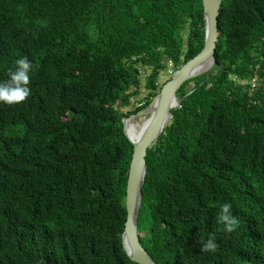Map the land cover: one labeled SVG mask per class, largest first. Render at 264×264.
Masks as SVG:
<instances>
[{
	"label": "trees",
	"instance_id": "1",
	"mask_svg": "<svg viewBox=\"0 0 264 264\" xmlns=\"http://www.w3.org/2000/svg\"><path fill=\"white\" fill-rule=\"evenodd\" d=\"M218 20V65L182 85L146 157L138 233L158 264H264V0H223ZM204 40L202 0H0V82L33 65L30 97L0 103V264H137L123 119Z\"/></svg>",
	"mask_w": 264,
	"mask_h": 264
},
{
	"label": "water",
	"instance_id": "2",
	"mask_svg": "<svg viewBox=\"0 0 264 264\" xmlns=\"http://www.w3.org/2000/svg\"><path fill=\"white\" fill-rule=\"evenodd\" d=\"M205 17V40L202 50L187 63L175 70L165 82L160 92L146 109L123 119L124 133L133 144V154L126 186V222L122 233V244L127 256L137 264H158L143 247L138 233V217L142 202V189L147 173L148 149L162 135L170 124L172 110L180 105L177 92L188 80L204 74L206 65H218L215 56L220 37L219 15L223 0H202ZM134 117H147L139 126L138 136L131 139L127 133V124Z\"/></svg>",
	"mask_w": 264,
	"mask_h": 264
},
{
	"label": "clouds",
	"instance_id": "3",
	"mask_svg": "<svg viewBox=\"0 0 264 264\" xmlns=\"http://www.w3.org/2000/svg\"><path fill=\"white\" fill-rule=\"evenodd\" d=\"M33 65L27 57L16 61L15 68L8 72V80L0 82V103L8 106H16L24 103L31 95L30 73ZM232 204L225 202L219 206L217 223L222 225V231L226 234L234 232L239 226V221L233 215ZM200 243V251L203 253H215L218 244L215 233H210L207 241L203 239Z\"/></svg>",
	"mask_w": 264,
	"mask_h": 264
},
{
	"label": "rangeland",
	"instance_id": "4",
	"mask_svg": "<svg viewBox=\"0 0 264 264\" xmlns=\"http://www.w3.org/2000/svg\"><path fill=\"white\" fill-rule=\"evenodd\" d=\"M172 73H173V69L171 67V64H169V68L165 72L162 73V76L160 78V83H165L167 80H169ZM146 96H147V91L144 88V82H143L142 87L139 89L138 96L131 100V105L127 108L128 109L127 111L135 109L139 107L141 104H143ZM146 118L147 117H144V118L134 117L133 119H131V123L133 122L132 124L134 125L137 124L136 127L138 128V126L141 125Z\"/></svg>",
	"mask_w": 264,
	"mask_h": 264
},
{
	"label": "bare ground",
	"instance_id": "5",
	"mask_svg": "<svg viewBox=\"0 0 264 264\" xmlns=\"http://www.w3.org/2000/svg\"><path fill=\"white\" fill-rule=\"evenodd\" d=\"M206 66H207V67H206L207 69H206V71H204L203 73H207V72L210 70V67H211L210 63H208ZM211 70H212V69H211ZM211 70H210V71H211ZM143 122H144V121H143ZM132 123H133V122H132ZM132 123L129 122V123L127 124L126 129H127V133H128V135L130 136V138L134 140V139H136V137L138 136L139 126H141L143 123H142L141 125H139L138 128L136 127L137 124L134 125V124H132Z\"/></svg>",
	"mask_w": 264,
	"mask_h": 264
}]
</instances>
